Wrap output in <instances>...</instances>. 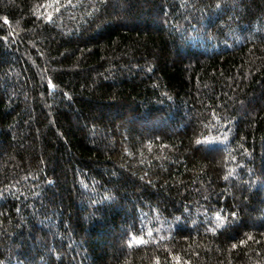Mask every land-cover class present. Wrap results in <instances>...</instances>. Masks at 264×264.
<instances>
[{
	"label": "trees",
	"instance_id": "16d2710c",
	"mask_svg": "<svg viewBox=\"0 0 264 264\" xmlns=\"http://www.w3.org/2000/svg\"><path fill=\"white\" fill-rule=\"evenodd\" d=\"M177 261L264 264V0H0V264Z\"/></svg>",
	"mask_w": 264,
	"mask_h": 264
},
{
	"label": "snow or ice",
	"instance_id": "6c2138e0",
	"mask_svg": "<svg viewBox=\"0 0 264 264\" xmlns=\"http://www.w3.org/2000/svg\"><path fill=\"white\" fill-rule=\"evenodd\" d=\"M49 19H50V17H49ZM5 22L7 23V20H5ZM198 143H200V142L198 141ZM204 143H209V142H208V141H204ZM231 216H232L233 218H235V217H236V213H235V212L231 213ZM218 219H220L221 222H222V224H223L224 222H226L227 217H220L219 214H218ZM221 226H222V225H221ZM148 235H151V232H149ZM245 235L247 236V239H248V240L253 239V237H252L251 235H248V234H245ZM137 242H138L139 244H145V243H147V241L144 240L142 237L139 238ZM246 242H247L246 240H241L239 243H240V245H244V244H246ZM232 247H233V248H236L237 245H236V244H233ZM157 264H159V262H157ZM177 264H179V261H177Z\"/></svg>",
	"mask_w": 264,
	"mask_h": 264
},
{
	"label": "rangeland",
	"instance_id": "374dc122",
	"mask_svg": "<svg viewBox=\"0 0 264 264\" xmlns=\"http://www.w3.org/2000/svg\"><path fill=\"white\" fill-rule=\"evenodd\" d=\"M158 124V123H157Z\"/></svg>",
	"mask_w": 264,
	"mask_h": 264
}]
</instances>
